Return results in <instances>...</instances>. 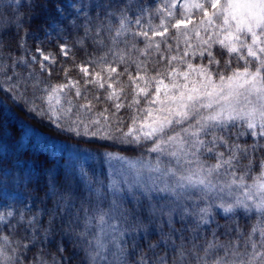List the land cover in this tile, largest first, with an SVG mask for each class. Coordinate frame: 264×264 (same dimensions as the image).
<instances>
[{"label": "trees", "instance_id": "obj_1", "mask_svg": "<svg viewBox=\"0 0 264 264\" xmlns=\"http://www.w3.org/2000/svg\"><path fill=\"white\" fill-rule=\"evenodd\" d=\"M45 1H48L49 7H44ZM54 2L60 3L61 0H23L18 6L0 7V179L16 182L17 188L32 199V211L38 212L37 222L32 231L29 230L28 244L22 247V253H25L23 259L32 261L40 255L50 254L51 260L60 259L57 264H103V257L118 252L123 264H133L141 258L155 264H202L200 258L206 256L204 249L209 244L223 246L227 251L243 243L249 234L253 240L260 238V231H264V217L259 210L237 208L233 213L216 207L228 191L225 186L231 179L224 174L225 169L214 177L224 191H217L216 195L207 199H201L204 193L199 191H189L191 196L188 198L180 190L170 193L158 191L145 196L141 192L130 193L125 189L121 195L114 197L110 158L105 153L142 158L155 164L159 159L160 166L174 167V162H166L172 161L170 158L148 151L150 142L136 145L100 139L105 133L119 136L116 128L120 119L124 123L119 127L127 131L128 118L134 112V108H128L133 96V85L128 78H123L122 84H118L119 100L107 98L111 93L107 86L84 85L88 90L87 99L92 101V110L77 111L73 108L71 112H65L67 122L60 118V128L48 120L54 116L49 114L48 117L44 112L45 105L40 101L44 100V96L38 98L36 103L34 101V106H28V94L25 95L27 99L19 96L17 88L11 87V84L7 87L4 82H8V77L13 76L12 81L20 79L24 51L27 45H32L31 36L43 34V27L53 19L58 25L55 39L59 43H67L71 49L65 59L56 51V58L64 59L57 61L59 65H64V69L51 64L48 67L50 74L44 72L41 80L56 83L64 75L68 63L73 67L69 74L76 79L80 76L77 69L79 62L90 63L91 59L101 56L99 52L102 46L98 36L92 38L90 33L94 34L95 31L88 33L85 29L86 16L66 10V14L61 16L52 10ZM56 40L47 42V48H56ZM211 51L221 61V70H224L223 62L228 58L226 50L222 55L220 45H216ZM193 64L206 65L207 53L204 58L196 56ZM236 66L234 62L233 67ZM212 70L215 73L216 68ZM115 79L118 81L117 75ZM124 81H127L126 85ZM86 102L83 100L81 103ZM116 103H123L124 107L117 111L113 107ZM94 119L100 123L92 124L90 121ZM29 127L34 132L63 140L68 144V149L59 157L53 155L49 148L33 138L34 133L25 136ZM86 130L98 135H84ZM239 131V128L231 129V141L248 146L251 152L250 146L257 139L251 136L236 139ZM259 144L264 145V140H259ZM216 151L224 152V158H227V148L221 146ZM262 156L264 153L257 151V163ZM201 159L208 164L216 163L211 156L204 155ZM247 163V160L242 161L239 170H244ZM163 167H160L161 171H164ZM255 172L256 169H253L251 175L254 176ZM166 175L162 177L163 180L170 189L175 188L176 178ZM113 199L121 204L122 210H127V217H121L116 212L108 214L109 203ZM141 203L142 208L137 212V206ZM202 209L207 211L202 213ZM207 212H211L212 216L207 217ZM101 216L104 217L103 223ZM257 227V236L253 237L254 232L250 233V230ZM108 229L112 235L118 233L119 249H114L113 236L105 234ZM101 244L105 245V249L101 250Z\"/></svg>", "mask_w": 264, "mask_h": 264}, {"label": "snow or ice", "instance_id": "obj_2", "mask_svg": "<svg viewBox=\"0 0 264 264\" xmlns=\"http://www.w3.org/2000/svg\"><path fill=\"white\" fill-rule=\"evenodd\" d=\"M179 3L180 0H174L170 7L175 9ZM181 7L184 11L180 19H176L171 26L178 31L182 26L187 28V25L192 23L191 9H199L202 19L198 23L201 26H207L205 31L209 28L218 30L212 44L220 45L222 55L226 50L228 58L223 62L224 70H221V61L210 50L212 45L208 40H204L203 43L208 44V48L201 51L199 55L204 58L207 53L206 65L194 67L189 62L187 71L179 72L175 68L171 69L170 84H165L162 77H153L155 85L151 96L149 90L153 88V85L150 81L145 80V87L135 84L133 99L128 105V108H134V112L128 118L127 131L119 127V124L124 123L123 119H120L117 121L116 128L120 135L105 133L100 136V139L136 145L150 142L151 147L148 148L150 153L174 157V163L182 165L183 171L181 172L179 168L165 167L164 172L170 177H175L177 183L175 188L161 189V191L180 190L185 192L188 198L191 196V193L187 191L189 189L204 193L201 199H207L208 194L212 192L224 191L223 187L213 183V177L218 176L221 169H225L224 174L231 178L227 187L236 185L241 192L248 193L246 200H254L256 203L249 205L245 200L236 199L233 204L224 208V211L234 213L237 208H243L245 211L256 208L264 217V156L258 163L255 160L257 151L264 153V145L259 144V140H264V0H203V2L191 4L188 0H184ZM161 10L166 12L167 16L174 18L173 11L168 8L157 9V11ZM136 23L140 21L137 20ZM193 30L196 31V35H199L198 30L195 28ZM165 32L167 27L164 28V32L154 33V35L163 36ZM138 35L147 37L148 33L141 31ZM60 48L62 54L67 56L70 50L68 45H60ZM36 52L41 54L42 61H37L36 56H32V61L40 63L41 70L50 74L51 70L44 62L51 61L55 64V59L51 54H44L41 48H37ZM171 59L183 60V57L173 56ZM234 62L236 67H233ZM213 67L216 68L215 73H213ZM109 70L115 71V69ZM81 71L86 74L87 68H81ZM190 73H194L200 79L190 80ZM177 76L182 77L184 83H180L176 79ZM98 81L99 74H97V80L92 83ZM37 87L40 88L39 81H37ZM69 87H76V82L44 86L40 89L45 93V101L57 118H59L58 110L61 107L66 112H71L73 108L77 111L92 110V101L87 99V96H85L86 103L73 104L71 99L62 95ZM99 87L103 88L104 84L99 83ZM141 94L145 100L144 106H139ZM75 95H81L79 88ZM107 98L119 100V94L114 90L108 94ZM113 107L118 111L124 107V104L116 103ZM90 122L100 123L96 119ZM232 128L245 129L236 134V139L240 136L257 138V141L250 146L251 152L248 146L231 141ZM83 134L93 137L98 135L97 132L89 133L87 130ZM168 146L171 150H167ZM221 146L228 149L226 159L224 152L216 151ZM105 155L110 159H126L110 152ZM204 155L214 157L216 163L208 164L201 159ZM244 160L248 163L244 165V170H239ZM160 164L161 161L157 159L155 171L161 170ZM141 166L147 165L141 163ZM253 169H256L254 176L251 175ZM153 190L155 189L146 188L141 194L146 196ZM113 195L114 197L121 195L120 190H115ZM140 208L142 203L137 206V212ZM206 211L207 209L201 210L202 213ZM112 212L119 213L121 217L128 216L127 210H122L121 204L117 203L116 199L109 203L108 214ZM100 219L103 223L104 217L101 216ZM0 220H3V216H0ZM31 223L30 221L29 224ZM256 231L257 229H251L250 233ZM4 240L10 243L7 237ZM19 246L24 247L23 244ZM11 251L13 249H8L9 253ZM120 251L123 250L120 249ZM204 251L206 256L200 258L202 264H205V260L207 264H264V231H260V238L256 240H253L249 234L243 243L236 244L234 248H229L227 251L223 246L212 244H209ZM221 253H224L223 256ZM20 255L24 254L20 253ZM0 257H3L0 259V264H22L19 256L5 255L4 249H0ZM137 264H150V262L147 258H141Z\"/></svg>", "mask_w": 264, "mask_h": 264}, {"label": "rangeland", "instance_id": "obj_3", "mask_svg": "<svg viewBox=\"0 0 264 264\" xmlns=\"http://www.w3.org/2000/svg\"><path fill=\"white\" fill-rule=\"evenodd\" d=\"M22 1L23 0H0V7L7 5L18 6ZM173 2L174 0H61L60 3L54 2L52 4V10L59 13L61 16L66 14V12L71 13L73 11L77 14L83 13V15L86 16L87 21L85 23V29L88 33L90 30L95 31L94 34L90 33L92 38L98 36V40L102 46L99 52L101 56L91 59L90 63L83 64L79 62L77 69L80 71V76L76 79L70 76L69 71L73 67L68 63L64 75H62L60 80L56 81V83L52 81L48 82L45 79L41 80L40 78H43L45 75H43L44 72L41 70L40 63L33 62L31 59L32 56H36L37 61H42L41 54L36 52L37 48L43 49L44 54H51L57 65H59L57 61H64L69 54L68 51L67 56L63 55L60 48V45H67V43H59L55 39L58 25L53 19L43 27V34L31 36L32 45H27L24 51L25 56L22 63L23 69L20 79L12 81L13 76H10L8 77V82L5 81L4 83L7 84V87L11 84V87L17 88L19 96H24L27 99L29 97L30 102L25 100L28 106L30 104L34 106V101L36 103L38 98L41 96L45 97V93L40 90L44 86L70 84L71 82H76V87H69L62 95H65L67 99H71L73 104H80L85 100V96L88 97V90L86 87H83L84 85L88 86L103 83L111 92L115 90V92L119 94L118 84H122L123 78H128L133 85V95L135 84H139L140 87H145V80L150 81L153 85V88L149 90L151 96L155 85V81L152 80L153 77H162L165 84H170L172 77L169 75V72L171 69L175 68L179 72L187 71V64L189 62L194 67H199V65L193 64V59L195 60L196 56H200L199 53L201 51L208 48V44L203 43L204 40H208L209 44L212 45L210 50L218 45L212 44V40L216 39L215 33L218 30L209 28L205 31V27L207 26H201L198 23V21L202 19V14L199 9H191L192 23L188 24L187 28L182 26L179 31L174 29L171 25L175 23L176 19H180L184 11L181 7L184 0H180V3L177 4L175 9L170 7ZM196 2H203V0H188L190 4ZM44 7H49L48 1L44 2ZM95 7H98V9L92 10ZM158 8H168L170 11H173L175 14L174 18L167 16V13L162 10L157 11ZM64 10H66V12ZM137 20H139L140 23H136ZM165 27H167V32H165L163 36L154 35V33L164 32ZM194 28L199 31V35H196V31L193 30ZM141 31L147 32L148 36H139L138 33ZM184 33H186V35ZM210 37L211 39H209ZM54 40H56V43L58 42L56 48L50 49L51 46L47 48V42L50 43ZM177 43L179 44L178 47ZM68 48L71 49L69 45ZM57 50L64 59L56 58ZM173 56L183 57V60H172L171 58ZM162 59L166 62V65L163 63ZM44 63L47 67L53 64L51 61H46ZM59 66H62L64 69L62 63ZM60 67H58V69ZM81 68H87V73L85 74L82 72ZM109 69H115V71H110ZM97 74H99V81L97 83H92V81L97 80ZM47 75H49L48 72ZM115 75H117L118 81L115 79ZM119 77H121V79H119ZM141 77H143V79H140ZM176 79L180 83H184L182 77L177 76ZM189 79L199 80L200 77L196 76L194 73H190ZM37 81L40 82V88L37 87ZM133 81H135V83H133ZM126 82L124 81L123 83L126 85ZM127 86H129L128 83ZM77 88H79L81 92L80 96L75 95ZM142 96L143 94H141L139 106H144L145 104V100ZM40 101L45 105L44 112H47L48 117H50V115L54 116L53 119L49 118L48 120L50 122L53 121L52 123L55 126L60 128L62 125L59 121L60 118H64V120H66L65 122H67L68 116L65 114L66 111L63 107L59 108V118H57V115L52 113L45 98L44 100L40 99ZM239 129L241 131L245 130L243 128ZM33 133V138L37 142L39 141L43 144L44 147L49 148L53 155L57 157L63 155L68 149V144L63 140L48 136L41 132H34L31 127L27 129L25 136ZM167 150H171L170 146H168ZM123 157L126 159L119 160L112 158L109 162L110 169H112V188L114 187V192L119 189L122 193L124 192L123 190L127 189V192L137 193L142 192V190L146 188L155 189L149 192L151 194H155V192L158 191L163 193L171 192L168 190L161 191V189L170 188L162 178L167 176L164 171L154 170L156 168L155 163L132 156ZM164 157L170 158L173 162L175 160L174 157ZM189 159H191V157H189ZM166 162L170 164L168 160ZM141 163L147 166L142 167ZM173 166V168L179 167L181 172L183 171L182 165L176 166L173 163ZM165 167L172 168L170 166H164L163 168ZM213 183L221 187L214 177ZM16 184L17 183L13 181L0 179V216H3V220H0V249H4L5 255H11L12 257L19 256L22 264L59 263L60 259H58V261L51 260L50 254L40 255L32 261H26L20 255V253H22V247L19 245L23 244L27 246L30 239L29 233L32 231L31 229L35 225L34 223L37 222L38 212L32 211V199L27 198L26 193L18 189ZM225 189L228 191L225 192L220 205L216 207L224 209L230 205L228 200L234 202L236 199L245 200L249 205L256 203L254 200H246L248 193L241 192L236 185L234 187L231 186V188L225 186ZM187 191L196 192L197 190L189 189ZM213 195H216V192L208 194V196ZM228 196L232 197L228 198ZM221 205H223V207H221ZM255 209L256 208H253L252 210ZM256 210L258 211V209ZM9 213H11V215H9ZM205 215L210 217L212 213L207 212ZM30 221L32 222L31 224H29ZM256 229L258 231V227ZM257 231L254 232L253 237L257 236ZM105 234L112 235V232L108 229ZM112 236L115 243L114 249H119V241L117 240V238H119L118 233ZM5 237L9 239L10 243L5 242ZM8 249H13V251L9 253ZM103 249H105V245L101 244V250ZM0 259H3V257H0ZM139 260L133 264H137ZM103 261V264H123L118 252H115L109 257H103ZM149 262L150 264H155L152 261Z\"/></svg>", "mask_w": 264, "mask_h": 264}]
</instances>
